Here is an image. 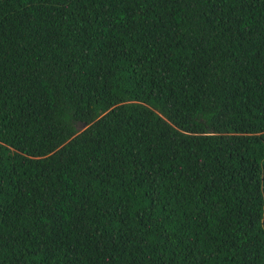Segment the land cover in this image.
Segmentation results:
<instances>
[{
    "label": "trees",
    "instance_id": "1",
    "mask_svg": "<svg viewBox=\"0 0 264 264\" xmlns=\"http://www.w3.org/2000/svg\"><path fill=\"white\" fill-rule=\"evenodd\" d=\"M0 264H264V0H0Z\"/></svg>",
    "mask_w": 264,
    "mask_h": 264
}]
</instances>
